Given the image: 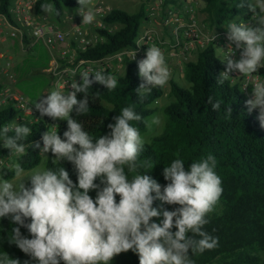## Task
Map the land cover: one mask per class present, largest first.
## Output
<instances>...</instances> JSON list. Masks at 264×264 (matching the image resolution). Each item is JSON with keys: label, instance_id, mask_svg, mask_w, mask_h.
Returning <instances> with one entry per match:
<instances>
[{"label": "clouds", "instance_id": "9594fccd", "mask_svg": "<svg viewBox=\"0 0 264 264\" xmlns=\"http://www.w3.org/2000/svg\"><path fill=\"white\" fill-rule=\"evenodd\" d=\"M92 2L77 0L76 12L85 25L95 20ZM245 2L240 0L237 7H244ZM247 7L251 20L245 22L237 17L225 27L227 49L231 51L217 48L226 53L225 70L219 73L218 84L232 78L230 73L251 76L264 67V0H253ZM40 9L47 14H60L53 3H42ZM205 39L212 43L214 36ZM236 50L238 60L234 58ZM137 66L141 83L135 92L141 98L153 87H164L170 79L164 53L155 44L147 48L145 58ZM70 71L74 77L78 70ZM79 75L80 81L73 80L71 84L72 91L65 94L52 90L40 96L39 102L29 100L26 105L31 114L34 108L41 116L65 120L67 130L62 137L53 124L42 133L41 146L40 141L25 143L32 135L26 124L13 120L0 127L2 147L10 151L8 162L0 159V219L14 225L8 243L29 257L23 264H109L114 256L129 250L137 254L139 264H195L190 254H202L219 246V238L204 230L208 214L223 193L221 178L215 172V156L208 154L187 168L183 159L172 160L162 171L165 185L142 174L139 169L145 164L138 162V157L145 139L131 122L151 127L160 124V117L146 122L134 110L135 105H129L113 117L106 134L93 138L75 117L89 111L94 99L89 89L94 83L114 90L118 80L103 70L87 69ZM247 86L244 83L242 87ZM78 93L83 98L78 99ZM207 103L212 110L220 111L219 100L209 96ZM245 105L249 113L258 109L257 118L264 128V82L254 84ZM231 113L232 108L227 107L226 116L231 117ZM9 132L14 135L8 136ZM29 146L39 149L46 162L44 154L51 152L53 165L70 163L76 182L61 166H41L26 173L20 158L27 155ZM5 170L13 173L15 182L4 178ZM91 191H95V198L89 195ZM157 200L161 205L154 207ZM165 204L178 207L168 210L163 207ZM153 218H160L159 223ZM21 228L29 235L22 234ZM0 264L21 261L4 253Z\"/></svg>", "mask_w": 264, "mask_h": 264}, {"label": "trees", "instance_id": "16d2710c", "mask_svg": "<svg viewBox=\"0 0 264 264\" xmlns=\"http://www.w3.org/2000/svg\"><path fill=\"white\" fill-rule=\"evenodd\" d=\"M49 2L59 11L57 17L63 14L64 5L78 7L77 0H34V7L40 12V5ZM239 2L240 0H203L201 13L214 26H221L238 15L250 17L247 4L252 0H246L242 8L237 7ZM11 4V0H0V11L8 17L11 16ZM146 4L147 0H142L134 12L120 7L110 8L102 15L105 25L97 26L101 38L85 49L79 48L78 54L87 58H100L123 47L137 46L136 37L142 22L147 18ZM111 23H119V26L113 29L109 27ZM24 45H28L27 39ZM38 48L37 43L28 46L29 50L38 52L27 58L31 67L47 65L49 53L41 54ZM124 64L123 71L110 67L103 69L105 74L117 77L118 83L114 90L94 83L89 89V95L94 96L90 101L89 111L78 117H75V113L72 114L93 138L106 134L109 131L107 125L114 122L113 117L118 116L120 110L129 105H135L134 110L145 121L155 109L152 103L163 93V87H153L149 94L139 97L135 92L141 83L138 66L129 57L124 59ZM224 67L223 56L216 53L213 43L199 48L195 58L184 59L182 76L170 78L173 97L164 106L167 115L164 127L150 141L145 142L138 157V162L145 166L139 171L165 185L167 182L162 171L172 160L183 159L187 168L192 162H198L208 154L215 156V172L221 178L223 193L214 210L208 214L209 222L204 230L219 238V246L202 254H190L191 258L195 264H264V128L257 118L258 109L248 112L245 101L249 97L238 82L227 80L224 84L217 83ZM258 70L263 72L262 68ZM28 79L17 78L15 85L31 100H35L37 93L26 86L29 84ZM1 87L0 83V89ZM209 96L221 102L219 112L212 110L207 103ZM77 98H83V94L78 93ZM227 107L232 108L231 117L225 114ZM13 120L31 128L32 135L25 141L29 144L40 141L42 146L41 135L50 130L53 124L57 125L58 135L61 137L67 130L65 120L54 121L47 116L21 117L11 102L1 106L0 127ZM131 123L139 128L140 133L145 130V123ZM7 135L12 136L14 133L9 132ZM2 143L0 141V158L5 157L8 162L10 151L3 148ZM53 158L49 152L46 168L64 167L75 183L76 173L72 165L66 161L53 165ZM40 160L39 149L31 146L27 149V155L20 158L24 169L37 165ZM13 176L12 172H7L4 178ZM89 195L95 198L96 193L91 191ZM116 199L118 202L119 197ZM160 205V201H154V207ZM163 207L172 210L178 206L165 204ZM153 219L159 223L160 218ZM12 227L14 225L9 220L0 219V256L6 253L9 258L19 259L23 264L29 257L7 241ZM21 232L29 235L24 228H21ZM109 264H139L138 256L129 250L114 256Z\"/></svg>", "mask_w": 264, "mask_h": 264}, {"label": "built area", "instance_id": "2783aa9c", "mask_svg": "<svg viewBox=\"0 0 264 264\" xmlns=\"http://www.w3.org/2000/svg\"><path fill=\"white\" fill-rule=\"evenodd\" d=\"M200 0H147L146 19L140 27L136 37L137 46L133 48L123 47L112 53L106 54L100 58H87L78 54V49H85L93 44L86 33L87 25L81 23L82 18L74 21L69 29L63 30L56 25L49 15L43 11L33 10L34 2L30 0H18L10 6L11 16L0 11L1 24L7 28L8 35L18 39L22 46H30L37 41H41L48 50L49 58L44 70L50 75L56 90L72 91L71 84L73 80L80 81V73L91 69L101 71L106 67L116 68L126 57L132 58L135 52V63L144 59L147 48L155 44L164 53L165 58L173 59L175 63L189 58L193 50L202 48L210 43L206 36H214L212 43L215 48L219 47L225 52L229 42L226 40V25L237 17L245 22L251 20V15L245 18L238 15L221 26L210 25L208 20L201 13ZM95 20L91 24L104 26L102 15L105 13L100 3L94 4ZM27 39L28 45L25 44ZM68 39V41L66 40ZM71 47H69V45ZM145 46V47H144ZM234 49V45H232ZM226 53L221 52L223 56ZM3 57L1 89H0V107L7 103H12L18 110L21 117H39L41 114L33 108L32 114L27 111L26 105L30 97L19 87L15 85L14 61L11 55L1 53ZM235 59H239V51L236 50ZM176 59V60H175ZM113 61L114 66L108 61ZM183 66V65H182ZM77 69V74L73 77L70 70ZM225 67L221 69V72ZM229 80L238 82L243 89V84L247 83V88L243 89L246 95L251 97L250 87L256 82H263L258 72L251 76L240 75L238 72L230 73ZM49 92H44L46 96ZM29 107H32L29 105ZM0 159H5L2 157Z\"/></svg>", "mask_w": 264, "mask_h": 264}, {"label": "rangeland", "instance_id": "374dc122", "mask_svg": "<svg viewBox=\"0 0 264 264\" xmlns=\"http://www.w3.org/2000/svg\"><path fill=\"white\" fill-rule=\"evenodd\" d=\"M17 1L18 0H11L12 3H16ZM30 1L34 2V0H30ZM141 1L142 0H93L91 7L93 8L94 4L100 3L105 12H107L112 7H120L129 12H134L139 8ZM200 2L203 3V0H200ZM49 3H52V2H49ZM77 8L78 7L76 6L64 5L63 14L60 17H57L55 14H48V15L53 21L56 22L57 26H59L63 30H66L70 28L71 24L74 21H77L82 18L80 15L77 14L76 12ZM33 10H36L35 7H33ZM97 26L98 25H95V24L87 25L86 33L89 37L92 38V40H95V38H98L100 36V33L97 30ZM118 26H119V23L109 24V27L113 29ZM11 39L13 38H11V36L8 35L7 28L1 24L0 26V54L5 53L9 55L13 53L16 60L23 58L26 52L22 49V47H20V45L16 43V41L12 42ZM66 40L68 41V39ZM35 43L38 44L39 46L38 49L40 50L41 54H45L48 52L47 48L41 41H37ZM10 45L12 46V48L10 47ZM68 45L69 47H71L70 44ZM217 48L219 47H216L215 51L217 54H219L220 50H218ZM197 52L198 50H193L189 54V58H195L197 55ZM35 53L37 54L38 52L35 51ZM165 60H166V64L170 71V78H177L178 76H182L181 73H182V67H183L182 65H183L184 60L179 61L178 63H175V61H172L173 60L172 58L171 59L165 58ZM3 61H4L3 57H0V69L2 68ZM108 62L113 66L115 65L114 62L111 60ZM24 67L27 68V70L21 72L20 74H18V72L15 71L14 74H15L16 80L17 78L28 76V73H32L37 70V73L33 75L31 79H28L29 84H26V86L31 90H36V93L39 92V95H42L44 92H50L52 90H56L50 75L45 70H43L42 67L40 68L31 67L30 62L28 60H25ZM116 68L119 71H123L125 69V64L122 62L119 66H116ZM262 69H263V72H259V70L257 72L262 78H264V67H262ZM14 70H15V67H14ZM1 80H2V74L0 71V82ZM183 81L185 83H188L186 80H183ZM253 86L254 85L250 87L251 92H252ZM172 97H173V93L170 89V79H169L168 83L163 87V93L161 94V96H159L156 99V101L152 103L155 105L154 111L145 118L146 122H150L152 117L159 116L160 121H161L159 125H151V127H148L145 123V130L140 133L141 136L145 139V142L150 141L153 135L159 133L163 129L165 120L167 118V115L164 111V106L172 99ZM48 155L49 153L44 154V156H46L47 158H48ZM41 166L46 167V161L44 160V157L42 155H41L40 162L33 167L26 168L25 172L28 173L32 169L39 168ZM9 180H13L15 182V177L13 176L9 178Z\"/></svg>", "mask_w": 264, "mask_h": 264}, {"label": "crops", "instance_id": "0c3cea01", "mask_svg": "<svg viewBox=\"0 0 264 264\" xmlns=\"http://www.w3.org/2000/svg\"><path fill=\"white\" fill-rule=\"evenodd\" d=\"M11 38H13V39H11L12 42H13V41H16V43H17L18 45H20V47H22V49L26 52L25 55L23 56V58H20V59H17V60L15 59L13 53L9 54V55H11L12 58H13L15 71L18 72V74H20V72H22L23 70L25 71V70L27 69V68L24 67V62H25V60H27V58H28L29 55H31V54H34V55H35V51H33V50L31 51V50L28 49V47H26V46H22V45L19 43V41H18L17 38H15V37H11ZM98 38H101V37L99 36ZM98 38H95V39L97 40ZM10 47L12 48L11 45H10ZM9 50H10V49H9ZM28 50H29V51H28ZM14 59H15V60H14ZM34 68H35V67H34ZM22 69H23V70H22ZM42 69L44 70V67H42ZM36 73H37V70L34 71V72H32V73H28V76H25V77L31 79L32 76L35 75ZM181 75H182V73H181ZM53 84H54V83H53ZM54 86H55V85H54ZM62 92H64V90H62ZM40 96H42V95H39V92H37V95H36V98H35V99H37V102H39V97H40Z\"/></svg>", "mask_w": 264, "mask_h": 264}]
</instances>
